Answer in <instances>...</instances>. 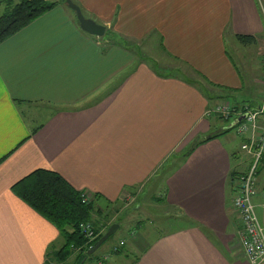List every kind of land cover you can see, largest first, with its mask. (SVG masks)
I'll return each mask as SVG.
<instances>
[{"label": "crops", "instance_id": "crops-1", "mask_svg": "<svg viewBox=\"0 0 264 264\" xmlns=\"http://www.w3.org/2000/svg\"><path fill=\"white\" fill-rule=\"evenodd\" d=\"M52 1L0 44V264H56L63 235L12 190L39 168L85 193L98 214L155 188L154 214L166 219L139 221L89 264H251L232 207L251 157L210 109L264 95V0H73L106 26L101 37Z\"/></svg>", "mask_w": 264, "mask_h": 264}, {"label": "trees", "instance_id": "trees-1", "mask_svg": "<svg viewBox=\"0 0 264 264\" xmlns=\"http://www.w3.org/2000/svg\"><path fill=\"white\" fill-rule=\"evenodd\" d=\"M60 1L68 6L65 0ZM1 5H3V10H0V44L53 9L58 5V2L52 0H4L0 3ZM106 36L113 40L118 37L112 31L107 32ZM237 39L246 45L256 41L255 36L245 34H238ZM128 46L134 47L135 45L130 43ZM236 104L244 105V103ZM247 104L250 105V101ZM234 129L235 127L225 128L223 132L226 133V131ZM263 169L264 164L261 163L259 171ZM12 190L20 199L58 228L63 235L64 243L53 255V259L57 263H66L71 256L76 254L75 264H84L92 256H89V250L96 245L111 225L103 226V232L101 231L103 227L98 228L96 230L97 237L93 241L87 240L81 233V225L94 220L95 204L93 200H90V197L72 186L56 171L45 168L36 169L16 182L12 186Z\"/></svg>", "mask_w": 264, "mask_h": 264}, {"label": "built area", "instance_id": "built-area-1", "mask_svg": "<svg viewBox=\"0 0 264 264\" xmlns=\"http://www.w3.org/2000/svg\"><path fill=\"white\" fill-rule=\"evenodd\" d=\"M217 110L218 113L227 116L234 114L229 126L235 127V131L242 138V149L254 158L247 174L243 175L242 181L237 182L232 204L240 222L239 235L244 252L249 260L260 264L264 262V227L256 208L260 206L264 210V191L258 192L256 182L257 170L264 158V95L256 103L250 102L243 110L232 108L226 103L220 104ZM256 196H261L262 201L259 205L254 202ZM81 232L89 241L97 237L96 230L90 222L81 225ZM124 243L125 241H121V245Z\"/></svg>", "mask_w": 264, "mask_h": 264}, {"label": "rangeland", "instance_id": "rangeland-1", "mask_svg": "<svg viewBox=\"0 0 264 264\" xmlns=\"http://www.w3.org/2000/svg\"><path fill=\"white\" fill-rule=\"evenodd\" d=\"M118 38H120V37H118ZM123 40H124V43L127 44V46H128V44L130 45V43H131V39L130 38L127 39L126 37L123 36ZM244 45H246V44H244ZM146 54L151 56L154 59L166 60V61L168 60L166 55H162V53L161 54L159 53V55H158L157 53H152L150 51L149 52L147 51ZM262 63H263V58H262ZM236 103H238V101L232 100V101H229L228 103H226V105H228V106L230 105L231 106V105H235ZM237 112H239V111H237ZM211 114L214 116V111L211 112ZM233 115H234L233 113H231L229 116H227L226 114L225 115L221 114L220 116H216V117L218 118V120L220 122L227 121L226 125H229L230 124V119H231V117ZM228 137H230L232 139L231 141H232L233 149L240 150L241 149V143H242V138L240 137V135L238 133L236 134L235 130H232L230 133H228ZM251 161H254L253 155L251 157ZM261 163H263V160H262ZM259 172L260 171H258V173ZM263 172H264V169L262 170L261 174H263ZM151 187H153V186H150L149 188L146 187V189L148 188L149 191H148V193H146L144 195H143V193H141L140 190L136 189V191H134L132 193L130 192V193H126V195L124 194L123 198L120 199V201L118 200L117 202H114V203L111 202L108 205H103L102 206V211H100L99 214L95 211V213L93 215V219L94 220L90 222L95 230L100 228V227H103V226L105 227L106 225L108 226V225L113 224V223H118L119 224V228L110 237V239L107 240L104 245H102V248L101 247L98 248L96 251H94L91 254H89V256H91V255L92 256L100 255L101 253H103V249H105V247H107L108 245L114 246L115 244H119V242H120L119 239L123 238L125 236L126 232L128 234L132 230L133 225H135L139 221L147 220L148 216H152V218L155 219V220H157V219H159V220L166 219V218H164L161 215L154 214V212L156 210L158 211V208L157 207H153V206H155L156 202H154V200L151 197H149V196H152L154 194V189L155 188L150 190ZM260 187L261 188L264 187V184L260 183ZM235 189H236V187H235ZM160 193H161L160 190H157V194L160 195ZM142 195L145 196V197L148 196L147 200L149 199V201L147 203L151 204V206H146V204H147L146 201H145V203L143 202L145 197L143 198ZM140 203L141 204H145V205H143L141 207L140 211L138 212L137 211L138 208L136 209V206L138 204H140ZM148 211H149V213H148ZM148 225L154 226V227H158L161 230L168 229V227L166 225H163V226L159 227V225H157L156 223H153V221H150L148 223ZM104 227L101 230L102 232L104 231ZM126 237H127V235H126ZM85 238H87V237H85ZM87 240H89V239L87 238ZM119 245H121V242H120ZM127 248H129V246ZM75 256H76V254L71 256L67 260L66 263H59V262L57 263V261H56V264H75V261H76L75 260ZM112 258H115V256H112ZM98 262L102 263L101 260H98ZM89 263H90V260L88 259L84 264H89Z\"/></svg>", "mask_w": 264, "mask_h": 264}, {"label": "water", "instance_id": "water-1", "mask_svg": "<svg viewBox=\"0 0 264 264\" xmlns=\"http://www.w3.org/2000/svg\"><path fill=\"white\" fill-rule=\"evenodd\" d=\"M66 4L70 9H72L76 13V17L78 19V22L80 24V27L88 32L89 34L101 37L105 35L106 32V26L97 23L94 19L86 17L81 7L76 4L73 0H65ZM119 228L118 223H113L109 226L108 230L104 233V235L99 239V241L96 243V245L89 250V254L96 251L98 248H100L108 239L111 237Z\"/></svg>", "mask_w": 264, "mask_h": 264}, {"label": "bare ground", "instance_id": "bare-ground-1", "mask_svg": "<svg viewBox=\"0 0 264 264\" xmlns=\"http://www.w3.org/2000/svg\"><path fill=\"white\" fill-rule=\"evenodd\" d=\"M264 65V64H263ZM249 106V104H247V103H245L244 105H242V106H240V105H238V104H235V105H231V107L232 108H235V109H245V108H247ZM214 111V115L215 116H220L221 114L220 113H218V110H217V108L216 107H214V109H212L210 112H213ZM230 125V124H229ZM228 125V127H230ZM235 126V125H234ZM258 170H259V167H258ZM258 170H257V180H258ZM248 172V171H247ZM247 172L246 173H244V174H242L241 176H239L238 177V179H237V181H242V178L244 177L243 175H245V174H247ZM256 187H257V190H258V192L259 193H261V192H263V191H261L260 192V190L258 189V186H257V182H256ZM255 198V197H254ZM255 202V201H254ZM232 207H233V204H232ZM258 215V214H257ZM259 217V216H258ZM259 220H260V218H259ZM260 222H261V220H260ZM261 224H262V226L264 227V225H263V223L261 222ZM97 230V229H96ZM239 232H240V228H239ZM240 234V233H239ZM238 234V237H239V240H240V235ZM99 235V234H98ZM240 244H241V240H240ZM241 246H242V244H241ZM242 249H243V247H242ZM243 251H244V249H243ZM245 253V252H244ZM246 255V254H245ZM247 257V256H246ZM248 258V257H247ZM250 262H251V264H256V263H254V262H252L251 260H250ZM264 262H262V263H260V264H263Z\"/></svg>", "mask_w": 264, "mask_h": 264}]
</instances>
